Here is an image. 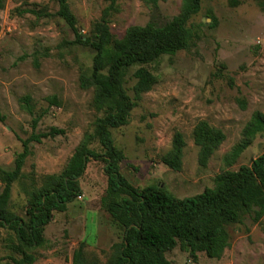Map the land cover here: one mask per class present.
Masks as SVG:
<instances>
[{"label":"rangeland","instance_id":"1","mask_svg":"<svg viewBox=\"0 0 264 264\" xmlns=\"http://www.w3.org/2000/svg\"><path fill=\"white\" fill-rule=\"evenodd\" d=\"M183 0H162L157 9L141 0H118L111 17V30L123 38L131 26L163 25L182 8ZM78 29L90 36L108 3L105 0H69ZM264 0H209L202 5L191 26L198 31L192 46L174 56H163L146 66L158 79L153 89L137 101L129 124L113 130L116 146L125 153L122 175L131 185L165 187L184 199L213 188L217 175L225 170L250 166L264 151V133L259 134L235 164L225 157L242 139L255 112L264 114ZM56 0H6L0 11V108L6 116L0 122V167L12 169L23 141L33 133L32 121L45 110L35 133L52 128L64 134L31 144L23 168L24 177L13 186L11 209L24 215L26 197L22 183L41 185L59 174L101 113L93 107V89L80 86V75L92 67L94 51L74 43L75 35L57 15ZM34 11V12H28ZM216 22V26L210 25ZM204 23V25H201ZM130 69L127 89L134 97ZM30 96L35 116L21 99ZM59 105H51L49 97ZM223 130L225 142L203 168L193 131L199 121ZM181 132L186 141L183 167L177 172L161 163ZM101 151L96 143L92 146ZM101 161L91 160L82 179L83 194L64 213L55 212L46 227L47 247L38 249L35 264H70L80 243L86 254L108 264L117 229L101 208L107 177ZM3 188L0 182V192ZM230 246L221 259L199 253L197 261L178 246L166 254L171 264H264V217L254 222L248 215L229 227ZM13 235L0 229V264H14L20 257L12 249Z\"/></svg>","mask_w":264,"mask_h":264},{"label":"trees","instance_id":"2","mask_svg":"<svg viewBox=\"0 0 264 264\" xmlns=\"http://www.w3.org/2000/svg\"><path fill=\"white\" fill-rule=\"evenodd\" d=\"M57 15L65 21L75 35L74 43L90 47L94 51L92 67L80 75V86L93 89V107L101 116L87 132L63 171L46 176L41 185L22 183L26 197L24 215L11 209L13 186L24 177L23 168L31 154V144L64 134L52 128L48 133H35L43 116L34 117L33 133L23 141V151L14 161L12 169L0 167V229L13 235L12 249L20 257H12L14 264H35L36 251L47 247L46 227L55 212L64 213L70 203L82 196L80 179L86 173L91 160L104 164L107 188L101 198V208L110 216L117 229V242L112 245L108 264H171L166 254L178 246L197 261L204 253L210 259H221L230 246L229 227L239 224L245 216L259 222L264 217V151L250 166L238 170H225L217 175L215 186L201 194L179 199L161 185L134 187L122 175L125 153L116 146L113 130L129 124L132 111L143 94L157 84V77L146 67L163 56H174L189 49L199 34L191 20L197 16L205 1L183 0L180 13L169 22L159 25L153 22L145 26L129 27L123 38L117 39L111 30V17L117 11L118 0H105V8L91 35H84L77 26L69 0H56ZM157 9L162 0H141ZM6 0H0V11ZM264 6V4H263ZM34 12V11H28ZM204 25V23H201ZM216 26V22L210 25ZM138 67L132 75L134 97L127 89L130 69ZM51 105H59L57 97H49ZM24 108L35 116L30 96L21 99ZM6 116L0 108V122ZM264 133V114L255 112L245 126L242 139L225 157L228 166L236 163L255 138ZM198 147V162L207 167L210 159L225 142L223 130L199 121L193 131ZM101 151L95 150L94 144ZM185 137L177 132L172 148L161 158V163L174 171L183 167ZM87 243H80L72 255V264H99L97 257L86 254Z\"/></svg>","mask_w":264,"mask_h":264},{"label":"crops","instance_id":"3","mask_svg":"<svg viewBox=\"0 0 264 264\" xmlns=\"http://www.w3.org/2000/svg\"><path fill=\"white\" fill-rule=\"evenodd\" d=\"M70 264H72V258H70Z\"/></svg>","mask_w":264,"mask_h":264}]
</instances>
